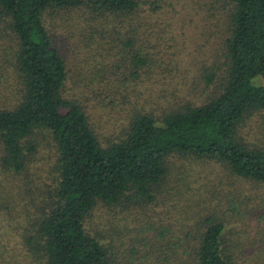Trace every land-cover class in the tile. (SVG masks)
<instances>
[{
    "label": "trees",
    "instance_id": "16d2710c",
    "mask_svg": "<svg viewBox=\"0 0 264 264\" xmlns=\"http://www.w3.org/2000/svg\"><path fill=\"white\" fill-rule=\"evenodd\" d=\"M53 12L83 16L88 41L80 45L94 49L88 62L110 37L125 50L129 77L155 71V83L166 84L155 99H168L165 108L145 98L149 106L128 112L121 130L101 140L86 104L65 93V59L44 24ZM0 24L10 31L0 42V69L10 74L0 85V230L17 234L27 264H109L114 240L86 223L98 203L136 211V231L155 229L153 264H264V235L237 239L214 213L217 193L187 197L182 180L185 163H218L233 212L251 197L232 193L235 180L264 184V80L253 81L264 75V0H0ZM179 60L194 72L186 87L170 82ZM41 141L52 154L42 182L29 172ZM177 196L199 216L184 240L174 238L167 214V199ZM152 203L155 223L141 213L139 224ZM13 253L0 242V264Z\"/></svg>",
    "mask_w": 264,
    "mask_h": 264
},
{
    "label": "rangeland",
    "instance_id": "374dc122",
    "mask_svg": "<svg viewBox=\"0 0 264 264\" xmlns=\"http://www.w3.org/2000/svg\"><path fill=\"white\" fill-rule=\"evenodd\" d=\"M72 16L73 14L58 15L56 12H53L50 15H45L44 24L51 35L52 41L57 45L65 59L67 67L65 93L75 96V98L86 104L84 105L88 119L96 129L101 140L111 138L121 130L122 124L126 122L125 119L128 112H132L134 108H139L140 106H149V104L145 103V98H153L155 103H153L152 107L157 112L162 108L164 109L169 100L164 97H156L155 99V88L163 87L166 84L155 83V71L135 79L131 78V76L129 77L127 68H125L127 65L125 50L118 43L117 45L114 44V38L109 37V40L105 44L106 48H98L100 49V53L94 56L91 55L92 60L88 62L86 57L94 52V49L88 48L86 51L80 45L83 43L82 39L88 41L87 38H84L85 31L83 28L85 27V23L82 21L83 16L78 15V13L74 19ZM178 31L179 29H176V32ZM191 31L194 32L195 30ZM0 32V34L5 36L0 37V42L7 41L8 43L10 31L4 27V24H0ZM191 33L189 32V34ZM194 36L198 42L201 41V36ZM188 43L186 47L194 46ZM89 46H92V42L90 41ZM105 50L108 54L104 56L102 53ZM4 70V68L0 69V85L7 84L10 80L6 76L10 74H7ZM173 74L175 77L170 82L186 87L192 81L194 72L191 69L189 70V67L184 68L179 60L178 68L174 70ZM97 76L104 78L103 81L105 82L99 84L96 81L90 82ZM263 80L264 75H257L253 78L254 82H261ZM183 82H187V85L183 84ZM99 89L100 91H98ZM248 126L244 127L245 130L248 129ZM252 135L254 136L255 134L252 133ZM247 137L250 138L251 134H248ZM50 146L48 141H41L30 163L31 168L29 172L38 174L41 182L43 179L47 180V167L52 159ZM175 162L177 163L178 161L175 160ZM188 163L189 166L185 163L186 177L182 179L184 182L183 188L187 189L184 193L187 197L190 194L201 196L199 193H204L211 198L215 192L220 202L215 206L214 213L226 219L225 223L227 224V231L230 229L229 233L233 234L237 239L249 236V240H252L256 236V233L264 235V184H254L253 186V184L235 180L234 183L240 195L235 190L230 189V191L232 190V193L238 195V197L241 196L242 190L244 193L250 192L248 195L252 199L251 197L246 199L245 202L241 203L242 208L240 207V210L233 212L227 206L228 202L226 200L229 198H224L225 196H223L224 192H226L225 185L223 183L218 184L217 179L221 175L219 164L209 161H190ZM31 165L35 166V168ZM256 200H258L259 206L255 205ZM167 201L173 205L169 207L168 210L170 211L167 214L173 216L170 218L171 222H173L171 228L175 232L174 238L184 240L185 237L183 239V236L188 230L186 227H190L193 224V220H197L199 217L195 218L196 214L194 215L195 219L191 216L193 210L190 209H196V207L193 205L189 207L185 206L183 203L184 199L178 196L176 199L169 197ZM149 208L154 209L150 210L147 207L142 212L137 211L140 218L139 224H144L143 216L145 215H147L146 218L150 222L155 223V204H150ZM205 210L203 209V211ZM125 211L126 209L117 205L105 206L98 203L86 216L87 228L90 231L104 232L107 235L106 243L114 240L113 245L115 247L112 249L108 247V251H110L109 264H153L154 258H150L152 257L151 250L153 249L150 238L151 236L153 238L155 229H148V233L145 230L136 231L134 213L136 211L130 212V214H126L127 212ZM211 212L213 213V210ZM141 213H143V216ZM167 214L166 212L160 213L159 218H162L161 220L166 222L167 218H169ZM157 218L156 216V220H158ZM178 220L185 221L178 223ZM4 240H7L8 244H11L15 253L10 257L6 256L3 263L20 264L21 262L22 264H27L26 259L23 258L22 251L16 245L17 234L11 229H1L0 242Z\"/></svg>",
    "mask_w": 264,
    "mask_h": 264
}]
</instances>
